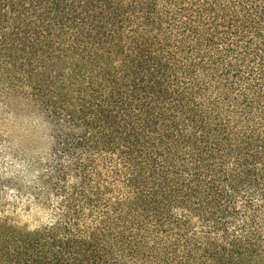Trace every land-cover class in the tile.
<instances>
[{"label": "trees", "instance_id": "1", "mask_svg": "<svg viewBox=\"0 0 264 264\" xmlns=\"http://www.w3.org/2000/svg\"><path fill=\"white\" fill-rule=\"evenodd\" d=\"M0 104V264H264V0H0Z\"/></svg>", "mask_w": 264, "mask_h": 264}, {"label": "rangeland", "instance_id": "2", "mask_svg": "<svg viewBox=\"0 0 264 264\" xmlns=\"http://www.w3.org/2000/svg\"><path fill=\"white\" fill-rule=\"evenodd\" d=\"M51 139L40 110H6L0 104V172L21 184L34 179L37 164L49 153Z\"/></svg>", "mask_w": 264, "mask_h": 264}]
</instances>
